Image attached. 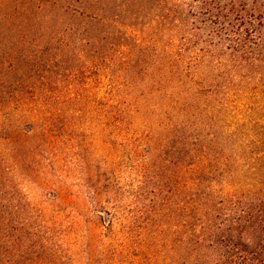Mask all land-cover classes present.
<instances>
[{"label": "rangeland", "instance_id": "obj_1", "mask_svg": "<svg viewBox=\"0 0 264 264\" xmlns=\"http://www.w3.org/2000/svg\"><path fill=\"white\" fill-rule=\"evenodd\" d=\"M248 213L264 0H0V264H225Z\"/></svg>", "mask_w": 264, "mask_h": 264}, {"label": "trees", "instance_id": "obj_2", "mask_svg": "<svg viewBox=\"0 0 264 264\" xmlns=\"http://www.w3.org/2000/svg\"><path fill=\"white\" fill-rule=\"evenodd\" d=\"M240 217L239 222L229 227L230 234L219 239L215 247L223 246V252L218 259L225 264H264V214L253 216L249 213Z\"/></svg>", "mask_w": 264, "mask_h": 264}]
</instances>
